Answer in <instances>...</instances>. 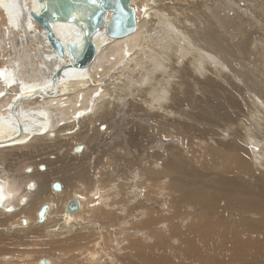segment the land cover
I'll return each instance as SVG.
<instances>
[{
	"label": "rangeland",
	"instance_id": "1",
	"mask_svg": "<svg viewBox=\"0 0 264 264\" xmlns=\"http://www.w3.org/2000/svg\"><path fill=\"white\" fill-rule=\"evenodd\" d=\"M160 2L161 0H140L137 6H140L139 8L141 9V19L143 21L145 19L148 20L149 29L153 34L160 33L159 29L161 28H163L162 33L165 32V36L168 33V38H163L162 36L159 38L161 39V46L163 44H167L169 47L173 46L170 49H174V53L179 48V51H181L175 56H171L166 67L160 68L157 65H145L147 73L151 76L146 82L148 86L167 75V67L170 66L176 56L183 52L186 54L182 66H179V73H175V76L178 77L169 81L173 85L170 86L172 90L163 89V93L167 96V103H165V106L164 104L161 105L162 107L159 109L158 101L154 102V105L152 102L146 103L154 94L152 90L142 94L134 89L122 87L120 91L111 95L113 98L110 100L111 106H109L108 114L99 115L97 118L99 122L103 121L101 124H108V133L94 135L95 140L89 143V141L82 139L85 136L84 134L87 133L84 124L83 135L77 136V139L69 140L68 142L70 147H73L74 144L85 146L84 154L75 157L71 148H68L64 149L61 155L62 169L64 168L61 170V174H65L67 171L66 173H76V176H79L82 171V173H85L89 170L93 181L88 185V188L93 189L97 183L96 179H100L99 175L104 177V182L101 185L106 187L104 190L106 189L105 192L109 196L105 200L107 205L99 208L96 213L98 220L93 219L86 224L85 221L88 220L86 218H91L94 215L92 216V213H84V219L78 221L79 224L70 223V227H78L79 230L77 229L76 231L79 232L65 234L71 236V239H69L70 237L66 238L65 235H47L49 228L42 225L38 227L33 225L32 227L23 226L20 223L22 219L20 215L5 216L9 222L5 227L6 230L4 227L0 228V264H41L39 261H46V259L51 260V263L47 262L48 264H102V262L103 264H148L146 261L147 257L145 258L144 256L147 253L151 254V247L160 245V240H167L168 237L166 235H174L171 234L170 224L163 221V219L175 213L176 215L180 214V217L184 218L179 217L181 220L178 219L174 222L175 225L181 226V231L186 233L188 226L194 223L191 221L194 220V214L200 212L203 208L204 217L207 218L208 208H213L214 210L218 206V213H214V218L216 219L214 221L226 222L227 229H230L229 226L233 228L239 226L240 230L244 231L248 227L246 226L247 223L236 225L239 216L232 213L230 207L237 204L236 192L243 190L242 192L245 193L253 189L258 176L264 173V166L262 165L264 163V111H262L264 110V67H262L264 66V0H224V2L223 0H162ZM218 2L221 4L219 12L223 11L219 13V16L222 14L221 17L225 23L227 20L222 29L214 23L216 21L214 20L215 9L212 6ZM210 14L213 16L211 21ZM0 17L5 19L4 16ZM162 17L164 18L162 19ZM2 22L6 24V20H0V23ZM164 22L166 24H163ZM212 26H216L218 30H214L211 28ZM238 33H242L240 37ZM156 46L160 49L159 44ZM217 46H220L218 51L215 49ZM148 51L149 48L144 53L145 58L146 55L151 56L148 55L150 54ZM162 53V58L166 61L168 54L166 53V55L164 51ZM137 54L139 59L141 58L142 60V65H144L145 58H142L141 50ZM195 56L200 58V61H197L198 64L193 62ZM176 60L178 59L175 58ZM66 64L67 62L62 63L59 67ZM195 64L197 67L202 66L201 69L197 70ZM175 65H172L175 69L174 71L178 68L177 62ZM117 69L118 67L113 72L117 71ZM136 73H134L136 76H133V81L141 82L137 81L138 73ZM154 76L156 77L155 80ZM128 78L129 76L123 79L130 81ZM199 79H201V82ZM116 81L118 80L116 79ZM181 84H183V87L181 89L177 88ZM146 88L147 86L143 87V89ZM260 105H262V108H260ZM163 108L165 109L163 110ZM93 125L89 124L88 127L91 128ZM94 129L96 131L98 126L94 127ZM80 132L81 130L79 129L78 133ZM53 139H44L45 141L42 139L44 143L51 144L44 150V154L48 153L44 158L37 157L29 160L26 156L19 157L15 155V160L11 165L6 161L7 163H4L1 167V176L6 174L8 170L10 171L8 176L12 179V182L7 187L9 191L16 195L17 199L19 196L11 188L13 185L17 187V184H20V189L24 190L27 188V183L25 182L28 179L26 178H35L37 182L41 183L40 187H47L46 180L43 183L38 178L39 175L37 177L28 175L25 170L32 166L33 174L36 171L39 172L38 168L42 163L55 167L56 161L51 157L55 156L57 161L59 159H57L58 155L52 154L56 153V150L52 147L56 144ZM227 142L232 143L231 146ZM183 146L188 149V155L186 156L181 152ZM15 149L20 150V148ZM15 149L13 150L16 151ZM32 153V150L28 148L18 151L19 155H30ZM196 153L203 154L204 162L200 163L195 160ZM227 155L243 157L248 161L249 165L244 166V169L237 168L234 165L233 168L237 172H230L228 168L230 163L225 160ZM0 157H3V160H0L1 162L4 161V158H7L1 153ZM207 163L208 165L210 163V166L206 165ZM259 173L260 175H258ZM49 178L52 179L53 175ZM53 182L62 184L63 193L67 191L66 184L61 179L51 181L48 186L49 190H51L50 187ZM207 182H209V185ZM212 182L214 185L210 184ZM226 183L227 186L231 184L228 190ZM172 184L173 186L178 185L181 191L180 195L172 193ZM222 189L226 191L223 193L220 191ZM182 190L187 193L182 194ZM256 190L259 191V188ZM192 193L194 194L192 195ZM190 195L196 199L202 197L203 203L197 204L195 200L190 199ZM217 195L219 198L216 197ZM183 196H188V198L186 197L183 200ZM37 197L38 195H33L31 199L35 201ZM222 197L225 198L224 201ZM73 199L74 195H71L70 201ZM111 199L121 203L117 207L111 206L110 208L109 206L113 205ZM185 201L188 205L185 204ZM189 201L193 202L192 205ZM233 202L234 204H232ZM194 204L198 205L199 210ZM107 209L113 215L117 214L116 217L107 218L106 220L105 210ZM30 210H32V206ZM177 210L178 212H176ZM188 211L189 216L187 217L185 212L187 213ZM164 212L167 213L165 214ZM248 216L249 219L262 221L261 217L253 216L251 212L248 213ZM0 217H2V214ZM153 218L160 219L159 224L155 226L157 224L155 223V225L153 224L154 226L146 228L148 222ZM218 219L220 221H217ZM242 219L243 217H241L240 222H242ZM54 221H49L51 224V226L49 225L50 228L59 222L58 220L57 222L55 221L56 223ZM86 226H90V229ZM155 227L156 229L159 227V229L156 230ZM150 232H152V235H150ZM179 233L180 231L177 232L176 238L180 240ZM76 238L79 239L76 244L74 243L75 245L71 243L73 241H70V244L66 243L67 245L62 250L55 248L57 243L75 240ZM137 241L138 244H141L139 245L140 249H143L141 252L133 249L134 246L138 247L133 244ZM150 243L151 245H149ZM166 246L171 250L167 264H176L177 261L172 258V255L184 253L181 249V244L174 248L171 242H167ZM142 247H147V249L145 248L144 250ZM96 253L99 254V256L97 255L99 263H96V260H92L90 257V255ZM151 256L154 255H148V259L153 261L154 259ZM258 261L259 264H262L260 259ZM179 263L182 264L183 262Z\"/></svg>",
	"mask_w": 264,
	"mask_h": 264
},
{
	"label": "bare ground",
	"instance_id": "2",
	"mask_svg": "<svg viewBox=\"0 0 264 264\" xmlns=\"http://www.w3.org/2000/svg\"><path fill=\"white\" fill-rule=\"evenodd\" d=\"M94 1L95 0H86L76 7H74L73 5L74 11L70 13V15L68 16L69 18L67 20V23L63 22V23L53 24V32L56 35L57 39L63 43L65 49H66L67 43L71 45L77 43V47H76L77 56H79L83 51L84 38L83 36L77 35V27L73 25L72 22L76 19L77 14L81 11L82 9L81 7L83 6L96 7L98 3L97 1L95 2ZM139 1L140 0H131L130 5H129L130 8L134 12V17H135L134 19L136 21L135 32L124 38H111L106 35L105 29H102L99 32V34L94 38V42H95V45L98 51L94 62L89 67L79 68L76 65L68 64L69 61L72 62L71 58H69L68 56L60 57L59 55L56 54V52H54L51 49L48 43V40H47V32L41 27H39V25H37V23L31 18L32 12L36 14L41 13L42 7L39 6L37 0H0V16H4L5 18L3 19L2 17H0V20H6V24L4 22L0 23V153L3 154V156L7 157V158H4V161L2 162L0 161V171L2 172L1 167L4 165V163L8 162L9 165L13 163V161L15 160V157H14L15 155H18L19 157L26 156L29 160H32L37 157L44 158L45 156H47L48 153L44 154L43 152L46 148L51 146V144L44 143L43 142L44 139L54 138L53 142H56V144H54L52 147H54V149L56 150V153H52V154L58 155L57 159H59L57 161L56 157L52 156L51 158L55 159L56 161L54 164L55 167H52L49 164L42 163L38 168L39 172L36 171L34 174H33V167L32 166L28 167L25 170L26 173L28 175L36 176V177L39 175L38 178H40L41 182L44 183V181L46 180L47 187L45 188L40 187L41 183L37 182L35 178H26L28 179V181L25 182L27 183L26 185L27 188H25L24 190H21L20 184H17V187L13 185L11 188L12 190L16 191L17 195L19 196L18 199L16 198V195L13 192L8 190V187H7V185L12 182V179L9 178L8 176V173L10 171L8 170V172L6 174H3V176L0 175V209H2L0 210V215L2 214V217H0V228L4 227V229L6 230L5 227L8 225L9 221L5 216L12 217V215L14 216L20 215L22 217L20 223L23 224V220L27 221V225H23V226L32 227L33 225V226L38 227L42 225V226L49 228L47 230V235H65V234L79 232V231H76L77 229L79 230V228L76 226L70 227V223L79 224L78 221H81L84 219L83 218L84 213H92V216L94 215L91 218H86L88 219L87 221H85L86 224L92 221L93 219L98 220L96 213L99 211V208L107 205L105 203L106 202L105 200L108 198L107 196H109V194H106L105 192L106 189L104 190V188L106 187H102L101 185L104 182V177L102 175H99L100 179H96L97 183L95 184L93 189H90L88 188V185L93 180L89 173V170L88 172H85V173H82L83 172L82 171L81 173H79V176H76V173H71V172L66 173L67 171L65 172V174H61V170L64 169V168L62 169V162H61L62 161L61 155L64 149L66 150L68 148H71L72 154L74 153L73 155H75V157L81 156L84 154L86 150L85 146H82L80 144V146H82V152L76 153L74 152V149L79 144L78 145L74 144L73 147H70L68 145L69 140L77 139V136L83 135L84 133L83 125L84 124H85V130L87 131V133L84 134L85 136L82 139L86 140L87 142L89 141V143L95 140L94 135L97 136L100 133L102 134L108 133L109 131L108 124H101V122L103 121L99 122L97 118L99 115L108 114V111L110 110L109 106H111L110 100L113 98L111 95L113 93L120 91L122 87L134 89L135 91L141 92L142 94L148 92V90H152L154 94L151 96V99H149V101H147L146 103L152 102V104L154 105L155 104L154 102L158 101L159 109L162 107L161 105L164 104L165 106V103H167V100H166L167 96L165 93H163V89L172 90L170 89V86H173V85H171V82L169 83V81L175 79L176 77L175 73L177 74L179 73V68L182 66V62L184 61L185 59L184 57L186 55L185 52H183L175 57L178 60L175 61V58L173 59L170 66L167 67L168 69L167 75L163 79L153 82L150 86L146 84L149 77L151 76L147 73V70L145 69V65H150V66L157 65L160 68L166 67L171 56H175V54L181 51H179L180 50L179 48V50H177L174 53L173 51L174 49L172 50L170 49V47H173V46L169 47L167 46V44H163L161 46V39L159 38L161 36L163 38L164 37L168 38V33L165 36L164 35L165 32L162 33L163 28L161 29L158 28L160 30V33L158 32L156 35L152 33V31L149 29V26H148V20L145 19L143 21L141 19L142 17L140 16L141 9L139 8L140 6L139 7L137 6V4H139ZM213 7L215 9L214 20H216L214 23L220 29H222L223 26L227 23V20L225 23V21L221 17L222 14H220L219 16V13L223 12V11L219 12V10L221 9L220 2H218L217 4H214L212 8ZM153 10H156V9H153ZM210 16H211L210 18V21H211L213 19V16L212 14H210ZM164 17H162V19ZM163 24H166V23L164 22ZM211 28H213L214 30H218L216 26H212ZM174 30L177 32L175 28ZM153 32H154V29H153ZM241 34H239V37ZM176 38H178V36H176ZM157 44L160 45V49L159 47L156 46ZM148 48H149L148 53H150L148 55H151V56L146 55V58H145L144 53H146V50ZM215 49L218 51L220 49V46H217ZM140 50H141V54L143 55L142 58H145L144 65H142V60L141 58L139 59V55L137 54V52H139ZM162 51H164L165 54L166 53L168 54L166 61H164L162 58L163 57ZM197 61L199 62L200 58L198 56H195L193 62L198 64ZM65 62H67L66 65L59 67L62 63H65ZM176 62H177L178 68L176 71H174L175 69L172 67V65H175ZM120 65H122L123 67ZM117 67H118L117 71L113 72V70H115ZM201 67L202 66L197 67L195 64V68L197 70H200ZM58 70L62 71V73L57 77L55 82H53V76ZM135 72L138 73V74L136 73L137 74L136 78H138L137 81H141V82L133 81V76H136L134 74ZM127 75L129 76L128 79L130 81L124 80L125 78L128 77ZM115 77L118 81H116ZM216 78L218 77L216 76ZM155 79L156 77L154 76V80ZM199 80L201 82V79ZM144 86H147V88L143 89ZM182 87H183V84H181L177 88L181 89ZM173 90H176V89H173ZM156 96L158 97L156 98ZM261 106L262 105H260V108H262ZM165 108H163V110ZM89 124H92V125L94 124V125L93 127L90 128L88 127ZM96 126H98V129H96L97 132L94 129V127ZM102 127H104V129H102ZM21 129L23 130L22 132H21ZM79 129L81 130L80 133H78ZM111 140L113 141V139ZM207 143L209 144V142ZM228 144L231 146L232 143L231 144L228 143ZM15 148H20V150L28 148V149H31L33 153L30 155L29 154L19 155L18 151L20 150H16ZM13 149H15L16 151H14ZM181 152H183L185 156L188 155L187 147L183 146V148H181ZM202 155L199 153H196L195 160H198V162L200 163L204 162ZM0 160H3V157H0ZM47 160L49 161V159ZM225 160L227 163L228 162L230 163V165L228 166L230 172H237V170L233 168L234 165H236L235 167L241 168V169H244V166L249 165L246 159H244L243 157L236 156V155L235 156L227 155L225 156ZM206 165H208V163ZM262 165L264 166V163ZM208 166H210V163ZM42 167L44 168L43 170H42ZM47 174H48V178H47ZM60 174L61 176H59ZM51 175H53L52 179L49 178ZM258 175H260V173ZM55 179L63 180L64 183L66 184L67 191H64L63 193V186L61 183H60L61 188H62L61 191H58V192L54 191L53 184L56 182H53V184L50 187L51 190H49L48 186L50 185V182ZM229 181H231V179H229ZM193 182L195 183V181ZM225 182H227V180H225ZM253 182H250V183H253ZM207 183L209 185V182ZM221 183L223 182L221 181ZM210 184H213V182ZM229 186L231 187V184ZM229 186H227V183H226V188L228 187L227 190L230 188ZM257 188H259V191L256 190ZM185 190H182V194L186 192ZM222 190L220 191L223 193L226 191L225 189L223 191ZM205 191L207 190L205 189ZM242 191L236 192L235 195H236L237 204L234 206H231L230 208H231L232 213L239 216L237 219L238 221H236L237 223L236 225L247 223L246 226L248 227H246L244 231L240 230L239 226L233 228L228 225L230 229H227L226 227L227 223L224 221L221 222L219 220L220 218L217 220L220 222H215L214 220L216 219L214 218V213H218V209H219L217 208L218 207L217 205H216L217 207H215L214 210L213 208H208L207 218L204 217L205 216L203 213L204 208L200 212L195 213L194 218H193L194 220H191L194 223L188 226L186 233L181 231V228H180L181 226L179 227V225L177 224L175 225V222H174L175 220L179 219L180 214L176 215L175 213V214H172L173 216L170 214L171 216L167 215L168 217L163 219V221L170 224L171 234H174V235H166L168 238L165 241H162L159 239L161 242L160 245L158 246L153 245L151 247V254L147 253L146 256L143 255L145 258L147 257V260H146L147 263L148 264H167V261L170 258L169 253L171 252V250H169V248L166 246V243L171 242L172 247L174 248H177V245L181 244V249L184 251V253H177V254L172 255V258L175 261H177L176 264H180L179 262H183L182 264H259V261H258L259 259L261 260V263L264 264V173L258 176V180L255 181L253 189H250L245 193ZM173 192L176 195L181 194V191L178 185L173 186L172 193ZM233 192L235 193V191ZM193 194L194 193H192V195ZM33 195H38L35 201L31 199ZM71 195H74L73 200L77 199L80 203L79 212L74 213V214H69L66 212V207L68 203L70 202ZM192 195H190L191 196L190 199H192L193 201L195 200L197 204L203 203L202 197H199V199H196L195 197L192 198ZM186 197L188 198V196ZM186 197L183 196V200H185ZM216 197H218V195ZM208 199H209V196H208ZM224 199L225 198H223V201ZM112 202H113V205H110L109 206L110 208L111 206L117 207L121 203V202H117V200H112ZM46 203L49 205V211L47 212V215H46V221L44 223H39L38 221L39 211L37 212L38 207L40 210L43 207V205H45ZM185 204L188 205L186 201H185ZM232 204H234V202ZM31 206H32V210H30ZM195 207H198V205L197 206L195 205ZM178 210L176 212H178ZM198 210H199V207H198ZM189 211L187 213L185 212V216L187 217L189 216L188 215ZM249 212H251L253 216L261 217L262 221L261 220L256 221V219H249V216H248ZM116 215H113V213H111L109 209L105 210L106 220L107 218L116 217ZM151 216H154V215H151ZM241 217H243L242 222H240ZM180 218H184V217H180ZM52 220L53 221L55 220L56 222L58 220L59 222L55 226L50 228L49 225L51 226V224L49 223V221L51 222ZM159 220L158 218L157 219L153 218L150 222H148L149 225L147 224V227L146 226L145 227L149 228V226H154L155 223H157L155 225L157 226L160 222ZM134 222H137V221H134ZM86 227L90 229V226H86ZM81 229L82 227L80 228V231ZM158 229L159 227L156 230ZM178 231H180L179 233L180 238H181L180 240L176 238ZM151 233L152 232H150V235H152ZM156 233L158 234V232ZM216 234H219V235H216ZM153 236H156V235H153ZM65 237L66 238L70 237L69 239H71L70 235H65ZM78 239L79 238H76L75 240H66V241L57 243L55 244L56 246L55 248L62 250L65 247V245H67L66 243L70 244V241H73L71 243L76 244L78 242ZM94 244L93 246H95ZM133 244L138 246V247L134 246L133 249H136L139 252L143 250V249H140L141 247H139V245L141 244H138V241L134 242ZM149 245H151V243ZM145 248L147 249V247ZM154 253L158 255H155ZM97 255L99 256V254L97 253L94 255H90L92 260H96V263L99 261V258ZM148 255H154V256H151L154 260L152 261L148 259ZM39 262H41V260ZM47 262L51 263V260L46 259V264H48Z\"/></svg>",
	"mask_w": 264,
	"mask_h": 264
},
{
	"label": "water",
	"instance_id": "3",
	"mask_svg": "<svg viewBox=\"0 0 264 264\" xmlns=\"http://www.w3.org/2000/svg\"><path fill=\"white\" fill-rule=\"evenodd\" d=\"M37 1L39 6L42 7L41 13L32 12L31 18L47 32V40L51 49L60 57L68 56L71 58L72 62L69 61L68 64L76 65L79 68L89 67L94 62L98 53L94 38L102 29H105L106 35L111 38H124L133 34L136 30L134 12L129 6L131 0H95L98 3L96 7H81V11L72 22L77 27V35L84 38L83 51L77 56V43L73 45L67 43L65 49L63 43L57 39L53 32V24L67 23L68 16L74 11L73 5L74 7L79 6L86 0ZM61 73L62 71L60 70L56 71L53 76V82ZM75 152H82V146L76 147ZM61 189L60 183L56 182L53 184L54 191L58 192ZM79 210L80 203L77 199L70 201L66 207V212L69 214L77 213ZM48 211L49 205H43L38 212L39 223L46 221ZM23 225H27L26 220H23ZM40 263L46 264V261H41Z\"/></svg>",
	"mask_w": 264,
	"mask_h": 264
}]
</instances>
